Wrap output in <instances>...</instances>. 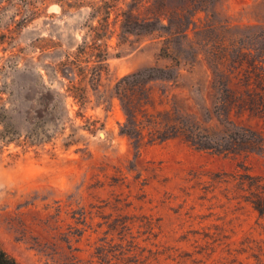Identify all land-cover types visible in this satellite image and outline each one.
<instances>
[{"label": "rangeland", "instance_id": "obj_1", "mask_svg": "<svg viewBox=\"0 0 264 264\" xmlns=\"http://www.w3.org/2000/svg\"><path fill=\"white\" fill-rule=\"evenodd\" d=\"M91 2L0 0V107L7 110L0 125V246L21 264H58L52 259L60 252L38 250L45 243L78 248L79 264H101L95 251L102 244L106 264L120 252L145 264H257L252 254L264 244V217L243 200L233 175L247 168L264 176V155L197 149L180 136L138 150L121 133L126 115L115 85L151 65L179 67L180 75L150 79L128 97L141 98L156 119L187 107L213 140L228 143L230 124L208 121L198 89L215 63L203 43L214 33L255 43L264 0H204L207 10L194 15L180 8L182 0H165L175 10L161 15L164 23L194 19L187 34L125 32L118 23L111 32L114 15L104 32L102 15H88ZM212 21L228 30L199 33ZM229 119L264 136V116L232 111ZM122 221L128 229L121 240L120 226L110 224Z\"/></svg>", "mask_w": 264, "mask_h": 264}, {"label": "trees", "instance_id": "obj_2", "mask_svg": "<svg viewBox=\"0 0 264 264\" xmlns=\"http://www.w3.org/2000/svg\"><path fill=\"white\" fill-rule=\"evenodd\" d=\"M164 1L92 0L88 15H102V22L99 28L104 32L109 27L108 16L114 15L111 32L115 30V25L118 23L120 31L125 32H152L162 28L168 34L178 33L181 30L184 34H187L186 29L191 22H195L194 19L191 17L186 23L183 21L173 23L172 20L168 19V23H164L161 15H170L175 10L166 5ZM203 1L182 0L180 8L190 9V15H194L198 10H207L206 5H200V2ZM205 1L216 2L217 0ZM67 5L70 6L68 2ZM207 29L213 32L217 29H222L226 32L228 26L223 27L216 21H212L203 24L199 28V33L207 31ZM197 30L198 28L194 32L196 33ZM253 36L255 37V43L251 45H245L240 36L230 40L220 33H214L209 41L203 43V45L209 44L213 48L212 54H214L213 60L215 63L210 65L212 77L209 80L206 79L202 83V87L200 86L198 89L208 111V121H211L214 117L217 120L224 118L230 124L225 130L228 143L221 144L213 140L210 128L202 126L205 122L198 117L196 112L187 110V107L180 106L176 109L164 110L162 114H166L170 118L167 120L156 119L147 113L141 98L138 96L135 98L128 97L127 92L129 90L138 91L144 89L150 79H172L180 75L179 67L173 71L170 65H151L137 69L123 75L116 82V91L119 93L121 105L126 115V121L121 127V133L132 139L138 150L145 143H152L156 140L163 141L180 136L197 149H212L218 153L235 154L257 152L264 155L263 134L249 125H240L229 119L232 111L241 114L247 112L264 116V23L259 25ZM233 47H236V49H233ZM162 49L164 51L163 54H169L168 46H164ZM203 51L205 52V49ZM231 52H234L233 55H231ZM205 95L213 99L212 107L207 106ZM212 108L216 110L214 116L211 115ZM2 114L7 115V110L4 106L0 107V125L5 126ZM146 129L147 132L145 133ZM146 135L149 139L144 141ZM207 138L208 140H206ZM244 170H246L244 173L237 170L233 178L237 180L240 190L243 191V200L251 204L259 217H264V176L252 175L247 168H244ZM123 223L124 221L119 222L118 225L110 224V229L113 230H117V227L120 226L118 234H120L119 238L121 240L125 236L124 230L128 229ZM128 245L135 246L136 244L131 240ZM37 247L46 256L51 255L48 249L60 252L57 260L52 259L55 263L79 264L80 262V259L75 254L79 249L72 248L70 244L67 246V252L60 250V246L55 243L37 244ZM249 247L253 249V246ZM255 247V252L252 256L257 261V264H264V244H258ZM107 252L108 250L104 244L96 247L95 256L101 264L109 262L105 260ZM119 254L121 256H113L116 261L110 264H145V260L132 259L129 256L124 257L122 256L124 252ZM0 264L21 263L0 246Z\"/></svg>", "mask_w": 264, "mask_h": 264}]
</instances>
